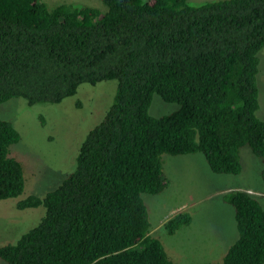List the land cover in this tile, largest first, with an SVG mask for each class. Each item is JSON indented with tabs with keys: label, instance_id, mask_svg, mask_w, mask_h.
<instances>
[{
	"label": "trees",
	"instance_id": "obj_1",
	"mask_svg": "<svg viewBox=\"0 0 264 264\" xmlns=\"http://www.w3.org/2000/svg\"><path fill=\"white\" fill-rule=\"evenodd\" d=\"M100 1L104 11L0 0V104L58 105L82 84L116 81L74 170L54 191L17 203L44 215L0 246V264H173L151 235L143 200L169 185L164 155L201 154L212 173L236 176L247 146L261 163L264 190V119L256 116L264 0ZM154 95L178 109L153 117ZM20 137L0 117V200L24 191L23 169L10 156ZM262 195L230 191L238 239L207 264H264ZM190 222L180 213L163 227L172 235Z\"/></svg>",
	"mask_w": 264,
	"mask_h": 264
},
{
	"label": "rangeland",
	"instance_id": "obj_2",
	"mask_svg": "<svg viewBox=\"0 0 264 264\" xmlns=\"http://www.w3.org/2000/svg\"><path fill=\"white\" fill-rule=\"evenodd\" d=\"M43 1L49 8L73 4L105 10L100 0ZM212 1L218 0H188L192 6ZM258 87L256 116L263 120L264 52L260 56ZM115 90L116 81H106L95 86L82 84L75 96L58 105L28 106L21 99L0 104V117L10 120L21 135L20 141L10 147V156L21 164L24 177L20 196L0 200V246L14 244L44 215L42 207L19 210L16 205L29 196L43 197L54 191L74 170L81 141L101 121ZM177 109V105L167 104L154 95L149 113L160 117ZM162 159L168 187L158 195H143L152 237L161 242L173 264L221 261L238 239L234 211L226 202L227 196L232 190L263 196L259 159L247 146L243 147L242 171L236 176L212 173L201 154L164 155ZM180 213L190 215L191 222L168 235L163 225Z\"/></svg>",
	"mask_w": 264,
	"mask_h": 264
}]
</instances>
